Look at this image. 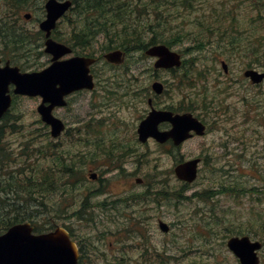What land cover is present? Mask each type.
I'll return each mask as SVG.
<instances>
[{
	"label": "rangeland",
	"instance_id": "obj_1",
	"mask_svg": "<svg viewBox=\"0 0 264 264\" xmlns=\"http://www.w3.org/2000/svg\"><path fill=\"white\" fill-rule=\"evenodd\" d=\"M44 1L29 0L19 12L17 23L26 32L24 42L12 47L7 38L5 41L0 38V58L5 61V55L11 59V64L24 71L39 70L50 62L51 55L44 51V36L38 29L39 20L45 16ZM143 1L148 6L147 11L133 18L139 30L145 31L143 38H149L150 21L157 17L150 12L152 1ZM258 2L237 0L231 6L234 0H197L192 8L169 6L167 17L170 21L161 24L165 29L161 35L173 40L170 46L179 51L185 61L175 70L156 69L153 67L154 59L141 51L126 52L119 65L107 62L101 55L112 50L110 45L116 44V33L120 29V26L116 27V18L110 13L89 8L95 21L87 22L84 13L74 3L72 10L57 23L52 37L60 42L76 43L67 56L95 54L100 57L91 68L95 88L77 91L72 97H67L66 105L54 108V115L71 128L70 132H74L63 133L58 138L51 136L49 126L36 109L40 99L16 96L3 131V143H0L14 159L18 157L16 164L10 162L9 171L26 169L24 159L32 173L37 169H54L56 162L70 163V160L104 170L106 166L99 163L114 152L116 145L121 146L119 151L133 146L137 151L140 145L133 138L114 137L116 113L117 118L127 123L129 115L146 112L149 93L140 91L147 95L137 97V107L132 112L125 106L132 100L131 95L122 98L120 93L123 91L116 93L114 89L117 82L123 83L120 89H126L121 77H137L132 86L145 89L157 73L159 79L167 80L168 90L163 93L162 101L181 104V107L191 102L195 109L190 112L194 115L200 113L205 121H209V113L206 112L212 103L216 110L222 112L223 120L216 127L209 126L205 134L180 144L179 151L187 158L200 153L208 158L200 163L196 182H186L182 186L177 183L179 197L173 195L168 199L162 220L171 226L169 231H160L158 219L142 220L147 221L150 232L148 244L155 255L152 264H240L226 246L230 235H248L252 240L262 241L259 256L261 264H264V81L252 85L248 77L243 78V71L247 68L264 70V4L257 7ZM224 6L226 12L222 20L219 18L222 9H218ZM24 13H30V18L23 17ZM220 59L228 62L227 73L223 72ZM116 73L132 75L119 76ZM205 104L207 108H204ZM219 104L224 106L219 107ZM210 119L214 122L212 116ZM146 147L155 150L151 151V157L155 159H150L153 167L165 168L166 174L168 169H173L176 160L172 156L160 154L156 150L157 145ZM39 151L41 154L36 158L35 153ZM171 152L180 156L175 149ZM52 175L55 177L52 193L43 200L48 206L47 213L32 218L42 229L55 223L64 225L67 193L74 192L71 199H75L83 184H92L86 180L83 168L74 169L71 175L62 171H55ZM137 175L145 177L146 172L139 171ZM6 176L0 168V182ZM113 178V175L104 177L108 182H104L106 186L99 191L98 197L104 194L112 196L116 190ZM151 178L153 192L161 189L165 195L175 193V190L169 192L168 187L163 186L164 181L166 184L168 181L163 174L153 173ZM151 178L147 179L148 182ZM220 182L225 183L222 185L225 188H221ZM231 182L233 184H229ZM55 194L62 198L55 199ZM14 197L7 195V203H12ZM12 206L7 205L4 210H11L10 215L25 213L18 206ZM127 224V221L121 223ZM93 228L105 231L113 229L114 224L99 219L97 223H88L81 231Z\"/></svg>",
	"mask_w": 264,
	"mask_h": 264
},
{
	"label": "flooded vegetation",
	"instance_id": "obj_2",
	"mask_svg": "<svg viewBox=\"0 0 264 264\" xmlns=\"http://www.w3.org/2000/svg\"><path fill=\"white\" fill-rule=\"evenodd\" d=\"M72 2L73 4L75 3L73 0ZM69 10L72 9L69 8L67 13ZM80 10L84 13V20L87 22L94 20L92 15L89 12H86L85 9L80 8ZM65 15L66 13L58 19L56 25L65 17ZM41 20H39V22ZM55 27L51 31V36ZM73 35L74 37L76 36L75 34ZM62 43L68 46L71 51L72 48L75 47L74 44H76L75 42H73L74 44H69V42ZM222 61H224L225 65H222ZM220 63L223 72L227 73L229 68L228 62L224 59H220ZM250 69L263 71L258 70L257 68ZM116 74L119 76L132 75L130 73ZM243 78L247 77L243 74ZM120 79L124 80L126 89H120V86L123 83L117 82V87L115 86L114 91L116 90V93L123 91L122 94L120 93L122 98H129L126 96H129L128 94L131 95L132 100L126 103L125 106L126 108L132 109V112L136 110L134 108L137 107V97L147 95V93H149V96L146 98V112L143 111L141 114L138 112L137 114L129 115L126 118L127 123H125L124 120L117 118L116 113V136L114 135V137L116 139L133 138V140H135L140 147L137 146V151L135 146L131 149L119 151L118 149H121V146L116 145L114 152L103 158V160L99 163L106 166L104 170H98L96 168L93 169L92 166L86 167L84 166L85 162H74L72 160H70V163L62 162L65 163V173L71 175L74 169L83 168L85 169L86 180L92 182L91 185L83 184L80 187V194L77 198L71 199L74 192H69L66 195L67 207L64 216V224L66 225L69 237L75 242L78 248L79 257L77 264H152L155 255L152 253V250H150L148 244V241H150V232H148L147 221L142 220L158 219V222L160 219H163L162 215L167 210L166 203L168 202V199L172 198L173 195L179 197V187L177 183H180V186H182L185 182L176 177L173 169H168V173L166 174L165 168L153 167L152 164H150V159L155 158H151L150 154L154 148H148L146 146L149 144L157 145L156 150L160 154L166 153L167 156H172L174 160H183L187 157L185 153L179 151L180 144L199 137L193 132L192 136L181 141L180 144H176L172 137H168L166 140L161 141L156 137L149 135L146 138L141 139L139 137L138 126L140 122L148 116L149 112L155 110L169 111L173 115L182 114L195 109V105L190 102L185 107H181V104L169 103L168 100L162 101L164 99L163 93L168 90L167 80L159 79L157 73H155V77L152 78L145 89H135V87L132 86V84H134V80H137V77H121ZM154 81H160L162 83L163 87L160 91H156L152 88L151 85ZM248 81L252 85H258L264 81V78L259 83L252 82L250 79H248ZM144 90L147 91V93H140V91ZM131 91L134 93H131ZM76 92H73L69 96L72 97ZM218 106L220 107L224 105L219 104ZM208 108L209 110L207 109L206 113H209V121H205L204 117L201 116L200 113L197 115H194L192 112L191 113L195 117L197 116L200 120L204 121L206 128L209 126L216 127V125L221 123L223 120L222 112H220L219 109L216 110L215 105L212 103L210 107L208 106ZM210 116L214 118V122L210 119ZM133 117H135V119L132 121ZM156 128L157 131L160 132L169 131L172 128V124L169 120H161L157 124ZM70 130L71 128H68L65 123V128L59 136L63 133L74 134V132H70ZM72 131H74V129ZM231 138L232 137H230L229 140ZM172 149L177 150L180 156L173 155L171 152ZM194 157L199 158L200 163L203 162V159H205L204 153L196 154L189 158ZM212 157L213 156H211V158ZM150 166H152V169L149 168ZM139 171H145V177L138 176L137 174ZM170 172H173V174ZM153 173H159V175L163 174L166 176L168 181L167 184L164 181L163 186L166 185L169 192L175 190V193L165 195L161 189L158 192H153L154 190L151 178ZM107 175L115 176V178H113V182H116V190H113L114 192L112 196L104 194L98 197L99 191L106 186L104 182H108V179H104ZM149 177L151 178L150 182L147 180ZM157 181L160 182L158 178ZM66 184L68 183L66 182ZM220 186L222 188L221 184ZM107 190L110 191L108 185ZM150 204H152V206ZM154 208L155 210H153ZM99 219H106L108 222L114 224V228L106 229L105 231L96 230L95 228H93V230L81 231L88 223H92L93 221L97 223ZM124 221H127L128 224L121 225ZM160 256L162 257V250L160 252Z\"/></svg>",
	"mask_w": 264,
	"mask_h": 264
},
{
	"label": "water",
	"instance_id": "obj_3",
	"mask_svg": "<svg viewBox=\"0 0 264 264\" xmlns=\"http://www.w3.org/2000/svg\"><path fill=\"white\" fill-rule=\"evenodd\" d=\"M44 6L46 17L40 22V29L44 30L48 37L56 20L70 6V1L47 0ZM44 50L52 55V62L40 71L21 72L18 66H11L8 62L0 66V117L10 105L11 95L8 90L9 84L13 83L14 93L42 96L37 110L41 119L50 125L51 134L56 136L63 128V124L60 119L53 116L52 109L56 105H63L65 103L63 97L70 91L93 87L89 65L94 62V58L73 56L58 60L60 56L69 52L70 48L51 38L45 40ZM145 53L158 57L154 63L155 67L168 68L180 64V55L165 44L151 45L145 49ZM104 57L109 62L120 63L123 60V52L116 49L105 53ZM245 75L257 82L262 79L264 72L247 70ZM152 87L160 91L162 85L154 82ZM161 120H169L172 128L169 131H157L156 126ZM190 129L202 133L203 125L187 113L173 115L169 111L153 110L140 122L138 132L141 139L149 135L161 141L172 137L175 143H179L190 135ZM197 160L179 163L175 167L176 174L182 179L192 181L196 176ZM160 227L167 230L164 223H160ZM227 245L238 256L241 264L258 263L256 249L260 247L259 242H252L247 236L232 237ZM75 259L74 244L62 227L34 234L30 223L24 222L13 224L0 234V264H75Z\"/></svg>",
	"mask_w": 264,
	"mask_h": 264
},
{
	"label": "trees",
	"instance_id": "obj_4",
	"mask_svg": "<svg viewBox=\"0 0 264 264\" xmlns=\"http://www.w3.org/2000/svg\"><path fill=\"white\" fill-rule=\"evenodd\" d=\"M28 1L29 0H0V38H3V41L7 38L12 47L16 46L18 42H24L25 40L26 32L17 22L19 21V12L25 8ZM73 1L78 7L85 9L86 12H89L87 10L91 8L93 10L110 13L111 17L116 18V27L120 26V29L116 33V48H121L125 52H143L150 44L165 43L171 45L173 43V40L162 36L163 34L161 35L162 32H165L161 24L170 21L167 17L171 8L169 6H188L192 8L197 0H151L150 12L155 14L157 18L150 21L151 24H149L148 27L150 31H147L150 34L149 38H143L142 34H144L145 31L139 30L137 26L138 23L135 21V18H133L135 15L140 17V14L144 10L147 11L148 6L143 0ZM236 1L237 0H234L231 6H234ZM263 4L264 0H259L257 7ZM221 9L222 15L219 17L220 19H222L223 13L226 12V6L220 7L218 10ZM109 47L113 48L115 46L110 45ZM3 56L8 59L5 55ZM194 74H196V72H194ZM7 119L8 115L3 116L1 119L0 143L3 131L6 128V122H8ZM11 161L12 159L9 153L6 152L0 144V168H2L7 175L5 180L0 182V233L5 231L13 223L34 218L37 212L41 214L47 213L46 209L48 206H46V202L43 200L47 198L46 195L48 193H52L51 186L54 187L55 177L52 175L53 172L51 170L47 168L42 171L37 169L35 173H32L30 165L26 163L27 161L24 159L23 163H25L26 169L20 172V169L17 168L13 169L12 172L9 171V164ZM18 175H20V177ZM37 193H40V196H38ZM9 194L15 195L12 203H7L6 201L7 195ZM7 205H13V208L14 205L18 206L21 210H24L25 213L19 214L14 212L10 215L9 213L12 212L11 210H4Z\"/></svg>",
	"mask_w": 264,
	"mask_h": 264
},
{
	"label": "bare ground",
	"instance_id": "obj_5",
	"mask_svg": "<svg viewBox=\"0 0 264 264\" xmlns=\"http://www.w3.org/2000/svg\"><path fill=\"white\" fill-rule=\"evenodd\" d=\"M150 157H151V154H150ZM152 158V157H151Z\"/></svg>",
	"mask_w": 264,
	"mask_h": 264
}]
</instances>
